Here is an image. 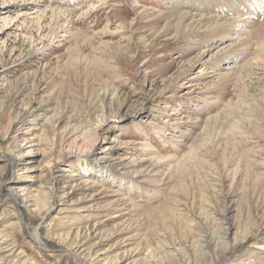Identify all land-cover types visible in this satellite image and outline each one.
<instances>
[{"label": "rangeland", "instance_id": "374dc122", "mask_svg": "<svg viewBox=\"0 0 264 264\" xmlns=\"http://www.w3.org/2000/svg\"><path fill=\"white\" fill-rule=\"evenodd\" d=\"M5 1L0 8L10 1L14 6L0 13V240L20 208L27 223L40 225L49 247L16 225L10 237L16 254L0 264H77L61 257L64 246L49 236L88 222L98 223L104 234L129 226L103 240L109 254L138 241L156 247L160 230L172 231L189 248L193 238L180 224L181 214L200 215L210 181L222 194L210 195L206 208L217 209L215 214L228 210L220 218L227 216L233 232L241 223L251 233L231 250L212 252L206 263L264 264V69L246 80L247 87L232 85L218 99L212 93L217 74L211 67L202 70L200 62L205 44L166 25L163 15L177 0H69L78 12L67 22L48 12L47 28L40 30L32 20L16 22L23 0ZM31 1L25 4L41 10L50 0ZM69 21L77 27L66 32L60 26ZM210 113L223 117L205 130ZM229 129L236 141L224 138ZM202 133L205 140L194 142ZM22 147L31 149L33 159L18 156ZM192 151L206 164L189 163ZM106 169L115 178L102 176ZM130 179L132 184L120 185ZM50 185L62 195L47 212L15 206L9 195L11 187L36 194ZM119 194L120 201L109 204ZM214 226L208 237H215Z\"/></svg>", "mask_w": 264, "mask_h": 264}, {"label": "bare ground", "instance_id": "6f19581e", "mask_svg": "<svg viewBox=\"0 0 264 264\" xmlns=\"http://www.w3.org/2000/svg\"><path fill=\"white\" fill-rule=\"evenodd\" d=\"M33 1H36L37 4L40 3L37 0ZM6 2L7 0L3 3L6 4ZM10 3L7 7L0 8V13H11L12 6L14 5L10 6ZM25 3L28 4L26 0H23L22 4L17 5L18 14L16 17L18 20L16 22L23 20L24 23L29 25V20H32L31 22H35L33 25H37L39 30L44 27L47 28V24L44 26L43 23L48 17V12H52L51 17L54 19L59 18L64 20L65 18V22L68 21L70 16L78 12V7L74 8L69 0H50L47 2L45 8L41 10L36 8L37 5L29 8ZM62 8H64V11ZM65 13L67 17H63ZM30 14L37 15L35 17H28ZM8 16L11 20L14 19L13 16ZM163 17L166 20L168 29L176 30L178 36L189 37L194 41L202 40V43L205 44L199 54L200 62L203 64L202 70L211 67L214 73L217 74L216 81L212 83V88L214 89H212V93H216L218 99H222L227 89L232 85H243L247 87L246 80H250L251 76L257 74L258 70L264 69V0H177L173 4V10L163 15ZM64 26L66 27L64 28ZM60 27H63L68 32L69 30H73L74 27H77V22L69 21L68 24L63 23ZM49 32L52 35L57 33L56 29L51 28ZM73 35H76V32ZM220 42L219 50L212 53V50L216 48L212 46ZM209 52H211V56L205 59L206 55L210 54ZM184 72L185 70H182L179 77ZM242 115L247 116L245 113ZM222 117V113L215 115L210 113L205 121V130L212 129L218 125ZM237 124L234 125L235 128L239 127L238 122ZM227 132V136L224 138L234 139L236 141L234 131L229 129ZM20 138L26 144L33 143V140L27 136L21 135ZM200 140H205L203 133L198 134L194 142ZM30 151L31 149H24L22 147L18 150L17 154L19 153L18 156H23L28 153L26 157L28 160H31L33 157L29 153ZM11 154L16 155V151H13ZM6 158L12 161L8 156ZM188 158L189 163L196 166L199 165L200 167L207 162L203 156L198 157L194 152L193 154H189ZM108 175L115 178L113 170L106 169L105 175L104 173L102 174V176ZM234 179L232 180L234 181ZM199 180L204 181V178H200ZM221 181L222 179H220ZM233 181L231 186L234 184ZM131 182V179L125 182L121 180L120 185ZM40 184L42 185V183ZM208 186L211 192L209 196L202 198V203L198 207L200 215L181 214L182 219L185 221H180V224L185 223V231L193 238V245L191 244L192 246L189 248L186 245L184 246L181 241L176 240L173 237L175 233L168 228L167 231H170L168 235L164 230L159 231L156 247L149 246L147 249L142 245L141 241H138L130 248L121 247L117 249V252L114 254H109L106 251L107 248L102 246L103 240L105 238H112L117 233L128 230L129 226H124L114 232L104 234L99 231L100 225L98 223L88 222L85 225L80 224L76 228L70 227V230L65 233L50 234L51 236L47 234L48 232L46 234L50 237V240L56 237L58 242L64 246L60 250L61 257H71L77 264H163L162 261L166 263V260L174 264H207L206 259L212 252L220 249L231 250L234 245L245 240L248 233H251V227L243 229L240 225L241 223L238 224L239 222L237 224L239 225L240 231L235 230L233 232L235 226L232 222L228 221L227 216L220 218V216L226 215L228 210H223L221 213L215 214L217 209L214 210L212 207L210 209L206 208L209 206L210 195L222 194L220 192L221 187L218 188V184L213 185L210 181ZM11 190L9 195L14 199L15 206H20L21 203L25 207L36 206L39 212L41 210L49 211L52 207L51 200L58 196V193L62 195L61 188H58L56 185H50L49 189L45 187L43 189L40 188L36 194L32 193L26 186L21 189L11 187ZM123 195L119 194V199L114 198L109 204L117 203ZM178 196L180 197V195ZM6 197L8 196L6 195ZM177 201L181 202L182 196ZM133 205L135 210H137L138 204L133 203ZM71 208L68 207L67 210ZM65 209L66 207L63 210ZM18 211L19 215L15 223L9 224L1 231V233L5 234L3 235V239L0 240V262L4 261L7 256L16 254V242L11 243L10 238H14L13 230L16 225L20 227L22 224V227L24 226L27 229L34 242L41 246L49 247L48 241L42 236L40 225L33 226L31 223H27L25 217H23V211L20 208ZM190 216L192 217L191 219ZM201 220H204V222L202 223ZM241 220V216H239V221ZM210 225H217L213 227L214 231H212L213 236L215 235L214 238L208 237L210 236L208 235ZM62 252L66 253L62 254ZM103 252L106 253L103 254Z\"/></svg>", "mask_w": 264, "mask_h": 264}]
</instances>
